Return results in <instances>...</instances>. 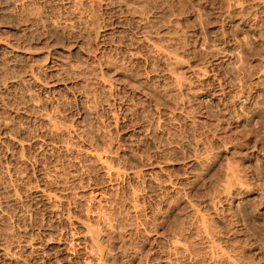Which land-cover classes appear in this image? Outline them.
<instances>
[{
	"label": "rangeland",
	"instance_id": "374dc122",
	"mask_svg": "<svg viewBox=\"0 0 264 264\" xmlns=\"http://www.w3.org/2000/svg\"><path fill=\"white\" fill-rule=\"evenodd\" d=\"M0 38V264H98L81 221L104 264H264V0H0Z\"/></svg>",
	"mask_w": 264,
	"mask_h": 264
},
{
	"label": "bare ground",
	"instance_id": "6f19581e",
	"mask_svg": "<svg viewBox=\"0 0 264 264\" xmlns=\"http://www.w3.org/2000/svg\"><path fill=\"white\" fill-rule=\"evenodd\" d=\"M238 6V5H237ZM233 8V7H232ZM239 8V7H238ZM241 8V7H240ZM237 11H239V10H237ZM239 13V12H238ZM146 22V21H145ZM148 23V22H147ZM87 30V29H86ZM87 32V31H86ZM88 32H89V30H88ZM151 33L149 34V36H150V38L153 40V41H155V43H153L154 44V46H155V44H158V43H156V41H159V43H161L160 41H163V40H165V39H168V40H171L172 42H175L177 39H175L174 37H170V36H162V35H160L159 33H157V32H153V31H150ZM91 33V32H90ZM89 34V33H88ZM248 37V36H247ZM148 38V37H147ZM1 39V38H0ZM149 39V38H148ZM1 41V40H0ZM7 42V41H6ZM9 42V41H8ZM152 42V41H151ZM10 43V42H9ZM142 43V42H141ZM4 44V43H3ZM11 44V43H10ZM9 44V45H10ZM248 44V43H247ZM2 45V43L0 42V46ZM158 45H160V44H158ZM162 45V44H161ZM165 45V44H164ZM171 45V44H170ZM4 46H7L8 47V44L7 45H4ZM10 48H11V46H9ZM8 47V48H9ZM14 46H12V48H13ZM156 47H157V45H156ZM2 48V47H1ZM0 48V49H1ZM155 48V47H154ZM165 47H162V46H158L156 49V51L158 52L157 54L160 56V57H164L165 58V60H167L168 62H170L169 64H175V66L177 65H179L180 64V62H179V60L180 59H178V58H180V57H178L176 54H173V52H170L169 50H168V48H166V49H164ZM7 49V48H6ZM13 49H17V48H13ZM24 49V48H23ZM1 50H4V49H1ZM8 50V49H7ZM9 51V50H8ZM10 51H12V50H10ZM14 51V50H13ZM15 52V51H14ZM11 53V52H10ZM181 56V55H180ZM182 63V62H181ZM174 66V67H175ZM176 66V67H177ZM172 72H173V70H172ZM171 72V73H172ZM171 75V74H170ZM174 75V74H173ZM173 77V76H172ZM175 77V76H174ZM177 79V78H176ZM35 80V79H34ZM175 80V79H174ZM182 80V79H181ZM176 81V80H175ZM179 81V80H178ZM176 83V82H175ZM178 84V83H177ZM176 84V85H177ZM24 128V127H23ZM5 130V129H4ZM5 132V131H4ZM7 132H9V131H7ZM7 132H5V133H7ZM9 134H11V133H9ZM6 135V136H4V138H5V140L6 141H8V143L10 142H13V145H14V143L15 144H18V146L20 145V147L19 148H23L25 145H23V143H22V141H18L15 137H13V135ZM4 138H3V140H4ZM5 142V141H4ZM25 144V143H24ZM188 146V148L189 149H194V146H192V144H188L187 145ZM200 149V148H199ZM22 150H24V148L22 149ZM21 158V157H20ZM118 173V172H117ZM238 173V172H237ZM236 173V174H237ZM233 175L235 176V173H233ZM233 177V176H232ZM234 179V178H233ZM236 179V178H235ZM19 182V181H18ZM21 185V184H20ZM16 190V189H15ZM14 192H16V191H14ZM18 193V192H17ZM44 194V193H43ZM13 195V197H14V193L12 194ZM11 195V196H12ZM19 195V194H18ZM17 194L15 195V200L14 201H17V198H19V197H21V196H18ZM45 196H47L50 200L51 199H53L54 201H56V202H58V203H61V199H60V197H55L54 195H51V194H44ZM12 198V197H11ZM95 198H97V197H95ZM94 198V199H95ZM21 199H22V197H21ZM13 200V199H12ZM97 200V199H96ZM19 201V200H18ZM18 201H17V203H18ZM6 202V201H5ZM4 202V203H5ZM55 202V203H56ZM8 203V202H7ZM5 205H6V203H5ZM5 205L3 204H1L0 203V218H4L5 217V215L8 213H6L5 211H6V209L4 210V208H5ZM3 206H4V208H3ZM7 206V205H6ZM194 206V205H193ZM9 209V208H8ZM57 209V208H56ZM12 212V211H11ZM6 213V214H5ZM9 214V213H8ZM7 214V215H8ZM6 215V216H7ZM204 215V214H203ZM101 215L99 216V219H101V218H103V219H106L105 217H101ZM6 218H8V217H6ZM74 218V217H73ZM102 219V220H103ZM109 219V218H108ZM6 220V219H5ZM101 221V220H100ZM100 221H98V222H100ZM78 222H80V221H78ZM86 222V221H85ZM97 222V223H98ZM105 222V221H104ZM202 222V221H201ZM86 223H88V222H86ZM107 223V222H106ZM203 223V222H202ZM205 223V222H204ZM2 224V223H1ZM81 224L86 228L85 230H88V232H86L85 233V235H83V238L85 239V240H88L87 242H91L92 243V248H91V250H93V252L91 253V254H93L92 256V259H94V260H97V263L99 264V263H106V261H108L107 259H109V258H107L108 257V255H106L105 253H104V251L101 253V254H98V253H100V252H97L96 250H98V251H101V250H103L104 248H103V244H102V242H103V240L106 238V237H108V236H106L107 234H110V232H109V229H108V226H104V228H99V227H92V226H90V225H85L84 224V222L83 221H81ZM113 224V223H112ZM107 225H109V224H107ZM203 225V224H202ZM1 228V227H0ZM109 228H111L110 227V225H109ZM204 229V228H203ZM206 229V231H208V228H205ZM109 232V233H108ZM112 232V231H111ZM7 234V233H6ZM10 234V233H9ZM206 234V233H205ZM106 236V237H105ZM174 238L176 237V236H173ZM82 238V239H83ZM177 238H179V237H177ZM111 239V238H110ZM176 240V242H178L177 241V239H175ZM19 241V240H18ZM173 241V240H172ZM214 241V240H213ZM47 242V241H46ZM176 242H175V244H176ZM210 242H212V241H210ZM50 243V242H49ZM214 243V242H213ZM178 244V243H177ZM180 244V243H179ZM214 246H216V245H214ZM10 247V246H9ZM8 246L6 247V248H9ZM221 247V246H220ZM11 248V247H10ZM21 248V247H20ZM33 249V248H32ZM106 249V248H105ZM217 249H219V248H217ZM3 250V249H2ZM8 250V249H7ZM34 250V249H33ZM87 250V249H86ZM109 250V249H108ZM219 250H222V249H219ZM9 251V250H8ZM216 251V250H215ZM218 251V250H217ZM94 252H97V254L99 255H94ZM105 252H107V251H105ZM223 252V251H222ZM109 252H107V254H108ZM214 253V252H213ZM225 253V252H224ZM6 254V253H5ZM220 254V253H219ZM226 254V253H225ZM9 255V254H8ZM220 255H222V254H220ZM224 255V254H223ZM95 256V257H94ZM109 257H110V255H109ZM212 257V256H211ZM221 258H223V256L221 257L220 256V259ZM225 259H227V261H229V264L230 263H232V264H237L238 262H236V263H234V261H233V259L232 258H230L228 255H227V257H224ZM109 261H110V259H109ZM205 261V260H204ZM94 262V261H93ZM228 263V262H227ZM240 264V263H239Z\"/></svg>",
	"mask_w": 264,
	"mask_h": 264
}]
</instances>
